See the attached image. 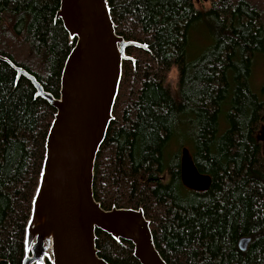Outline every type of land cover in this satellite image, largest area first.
Listing matches in <instances>:
<instances>
[{"label": "trees", "instance_id": "1", "mask_svg": "<svg viewBox=\"0 0 264 264\" xmlns=\"http://www.w3.org/2000/svg\"><path fill=\"white\" fill-rule=\"evenodd\" d=\"M109 0L129 48L113 121L95 165L94 194L105 210L142 208L168 264H264V100L252 90L264 57V0ZM60 0H0V56L59 97L75 42L60 20ZM210 43L188 59L193 33ZM191 48V47H190ZM179 70L178 92L167 78ZM0 61V264H22L25 228L56 113L32 83ZM175 141L178 151L171 154ZM189 148L205 192L181 179ZM166 175L168 180L163 181ZM250 242L246 251L242 239ZM99 256L140 264L133 245L97 231ZM49 264V263H48Z\"/></svg>", "mask_w": 264, "mask_h": 264}, {"label": "water", "instance_id": "2", "mask_svg": "<svg viewBox=\"0 0 264 264\" xmlns=\"http://www.w3.org/2000/svg\"><path fill=\"white\" fill-rule=\"evenodd\" d=\"M58 20L75 42L62 71L58 98L33 75L0 56L16 71V82L22 77L29 80L35 99L56 111L25 228L22 264H110L99 256L97 231L131 243L140 264H168L142 208L105 210L94 194L95 165L114 119L123 65L135 63L127 50L148 51V47L117 34L109 0H60ZM180 171L187 189L210 188L212 178L199 172L187 147L181 150ZM249 242L242 239L240 249L246 251Z\"/></svg>", "mask_w": 264, "mask_h": 264}, {"label": "rangeland", "instance_id": "3", "mask_svg": "<svg viewBox=\"0 0 264 264\" xmlns=\"http://www.w3.org/2000/svg\"><path fill=\"white\" fill-rule=\"evenodd\" d=\"M195 4L199 9H208L210 6L209 0H195ZM210 43L206 31L203 28H197L193 33L191 48L189 47L188 59H196L204 51L203 49ZM251 79L252 90L258 95V97L264 100V57H259L253 66ZM179 82V70L175 67L171 70L167 78V85L171 89L172 93L178 92ZM259 139H264V129H260L258 133ZM175 141L173 146L170 147L171 154L178 151L177 143ZM181 152V151H180ZM166 175L163 176V181H167Z\"/></svg>", "mask_w": 264, "mask_h": 264}]
</instances>
